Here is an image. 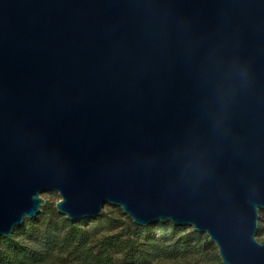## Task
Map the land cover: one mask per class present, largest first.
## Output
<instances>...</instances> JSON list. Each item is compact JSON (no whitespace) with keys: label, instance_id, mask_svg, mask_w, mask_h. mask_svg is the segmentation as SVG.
I'll list each match as a JSON object with an SVG mask.
<instances>
[{"label":"water","instance_id":"obj_1","mask_svg":"<svg viewBox=\"0 0 264 264\" xmlns=\"http://www.w3.org/2000/svg\"><path fill=\"white\" fill-rule=\"evenodd\" d=\"M45 192L264 264V0H0V237Z\"/></svg>","mask_w":264,"mask_h":264},{"label":"trees","instance_id":"obj_2","mask_svg":"<svg viewBox=\"0 0 264 264\" xmlns=\"http://www.w3.org/2000/svg\"><path fill=\"white\" fill-rule=\"evenodd\" d=\"M118 211V218H110L108 213L102 212L96 219L121 231L100 239L98 245L120 254L125 264H151L159 258L179 260L189 254L203 255L206 250H216L207 236L190 227L170 222L141 227L129 219L124 221L121 210ZM54 216L59 217L55 207L44 203L37 217L26 220L9 237H0V264H53L66 260L67 255L73 256V264H109V257L94 251L89 232L81 228L87 224V219L75 224L66 217L57 221ZM259 221L264 222V218L260 217ZM258 232H261L260 227ZM19 236L35 245L23 243ZM211 264H222L217 250Z\"/></svg>","mask_w":264,"mask_h":264},{"label":"rangeland","instance_id":"obj_3","mask_svg":"<svg viewBox=\"0 0 264 264\" xmlns=\"http://www.w3.org/2000/svg\"><path fill=\"white\" fill-rule=\"evenodd\" d=\"M41 197L44 199L45 201L44 203L50 205L51 207H55V203L60 199L57 192H45L41 194ZM118 209H119L118 207H112V206L106 205L103 207L102 212L108 213V217L115 219L120 216ZM56 213L58 214L59 217L54 216L53 218L57 221H59L61 217H65L63 215H60L57 211ZM99 217H97L96 219H98ZM121 217L124 221H126L125 219H129L131 221V219L128 218L123 213ZM260 217L264 218V210L259 211V218H258V228L260 227L261 232L259 233L258 230L256 232L257 241L264 243V222L259 221ZM33 219H30V220H33ZM96 219L89 220L86 225L81 226L82 229H85L86 231L89 232L94 251L100 252L104 254L105 256L109 257V260H110L109 264H125V261L123 260L120 254L114 252L112 249L103 250L98 245V241L100 239H103L104 237L119 233L121 232L120 229L118 228L111 229L109 226L103 223H100ZM77 223L79 222H76L75 224ZM18 239L21 240L25 244L32 245V246L35 245L30 240L24 239L21 236H19ZM215 252L216 250L215 251L206 250V252L203 255L189 254L186 257L179 259V260H168V259L159 258V259L154 260L151 264H211L212 259L214 258ZM64 255H65V252H64ZM53 264H73V256L67 255L66 260L64 259L58 260L54 262Z\"/></svg>","mask_w":264,"mask_h":264}]
</instances>
